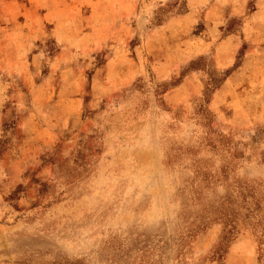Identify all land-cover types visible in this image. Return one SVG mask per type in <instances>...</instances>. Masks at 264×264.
Returning <instances> with one entry per match:
<instances>
[{"label":"rangeland","instance_id":"rangeland-1","mask_svg":"<svg viewBox=\"0 0 264 264\" xmlns=\"http://www.w3.org/2000/svg\"><path fill=\"white\" fill-rule=\"evenodd\" d=\"M0 264H264V0H0Z\"/></svg>","mask_w":264,"mask_h":264},{"label":"crops","instance_id":"crops-1","mask_svg":"<svg viewBox=\"0 0 264 264\" xmlns=\"http://www.w3.org/2000/svg\"><path fill=\"white\" fill-rule=\"evenodd\" d=\"M227 81H228V78L222 83V84H226L227 83Z\"/></svg>","mask_w":264,"mask_h":264}]
</instances>
